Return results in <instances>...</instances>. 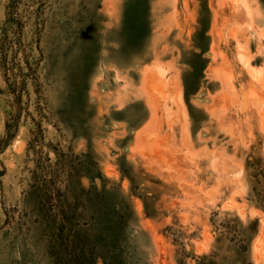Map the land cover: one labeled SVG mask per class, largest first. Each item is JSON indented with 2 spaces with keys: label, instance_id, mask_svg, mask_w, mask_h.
<instances>
[{
  "label": "rangeland",
  "instance_id": "obj_1",
  "mask_svg": "<svg viewBox=\"0 0 264 264\" xmlns=\"http://www.w3.org/2000/svg\"><path fill=\"white\" fill-rule=\"evenodd\" d=\"M258 171L261 0H0V264L76 247L51 177L106 192L124 264H264Z\"/></svg>",
  "mask_w": 264,
  "mask_h": 264
},
{
  "label": "trees",
  "instance_id": "obj_2",
  "mask_svg": "<svg viewBox=\"0 0 264 264\" xmlns=\"http://www.w3.org/2000/svg\"><path fill=\"white\" fill-rule=\"evenodd\" d=\"M261 2L264 6V0ZM254 177L257 178L256 182L259 186L264 185V171H258ZM68 179L72 180V176ZM55 181L56 179L51 177L48 184L39 183V192L41 200L49 207V211L56 210L57 218H60V231L63 228L67 229L70 242L76 246L65 256V264H95L98 258L103 260V264H124L125 261L118 250L108 249L109 245H114L118 238L113 227L114 217L123 219V216L120 210L108 206L106 192H98L93 187L86 189L79 178L76 188L67 186L62 191L56 187ZM254 190L259 201L263 202L264 188L259 190L257 187ZM46 216L49 218L48 215ZM51 221L56 220L51 218ZM90 229L99 232L100 240L97 235L92 236L86 232ZM52 230L59 228L53 226ZM101 244H106L108 247L100 251Z\"/></svg>",
  "mask_w": 264,
  "mask_h": 264
}]
</instances>
